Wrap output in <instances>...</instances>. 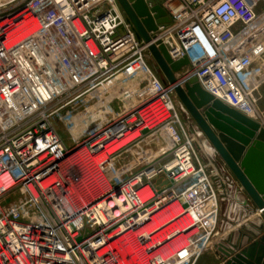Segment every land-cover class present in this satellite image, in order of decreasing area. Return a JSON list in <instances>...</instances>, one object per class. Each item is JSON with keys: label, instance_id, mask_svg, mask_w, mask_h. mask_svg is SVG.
Masks as SVG:
<instances>
[{"label": "built area", "instance_id": "1", "mask_svg": "<svg viewBox=\"0 0 264 264\" xmlns=\"http://www.w3.org/2000/svg\"><path fill=\"white\" fill-rule=\"evenodd\" d=\"M163 9L153 42L189 62L176 83L255 121L264 0ZM151 58L116 0H0V264H195L222 238L235 182L198 157Z\"/></svg>", "mask_w": 264, "mask_h": 264}, {"label": "water", "instance_id": "2", "mask_svg": "<svg viewBox=\"0 0 264 264\" xmlns=\"http://www.w3.org/2000/svg\"><path fill=\"white\" fill-rule=\"evenodd\" d=\"M116 1L136 37L147 45L164 81L174 85L178 101L198 128V140L211 146L247 199L260 212V217L222 237L215 246L217 254L225 264H264V177L255 174L254 168L248 166L251 150L259 146L252 139L258 132V137L264 141V131L255 121L202 90L195 79L189 80L183 87L176 83L175 74L189 64L187 58L173 61L166 48L160 42H153L154 37L151 35L157 31V25L169 22L164 11L163 16H158V7H151L146 0ZM247 199L242 204L249 205ZM252 212V208H249L243 218L252 216Z\"/></svg>", "mask_w": 264, "mask_h": 264}, {"label": "crops", "instance_id": "3", "mask_svg": "<svg viewBox=\"0 0 264 264\" xmlns=\"http://www.w3.org/2000/svg\"><path fill=\"white\" fill-rule=\"evenodd\" d=\"M264 62L263 61H258L255 62L251 67H250V72L252 73V79L254 84H256L257 78L253 76V74H256L259 72L260 69H262L263 66H261ZM262 82L259 83L261 85ZM256 86V85H255ZM261 100H264V96H259V98H256V108L258 111V117L255 120L256 123L260 125V129L264 131V106H261ZM188 124H190L191 128H195V123L193 122L192 119L188 121ZM196 130V134H197ZM258 132L256 133V136L252 141H257L259 143L258 148H253L251 150V155L248 160V166L253 167V171L255 174H259L264 177V146L262 145L264 143L263 138L258 137ZM248 147L246 148V150ZM220 164L225 168L226 173L231 177V179L235 182L234 189L232 190V198L228 199V202L226 201V204H224V216L223 219L221 220L220 228L222 227V237H225L227 234H229L232 231H235L239 228L240 225H237L236 222L239 220L240 224H246L250 220L260 217V214L257 212L256 208L254 205L247 199L246 194L244 193L243 190H240L238 192L239 184L235 180V178L232 176L230 171L227 169V167L224 165V163L220 160ZM236 195V197L234 196ZM247 199L249 202V205H244L242 202ZM249 208H252V216L250 217H244V213L247 212ZM244 219V220H243ZM235 220L234 224L232 221ZM233 224V226H232ZM232 226V227H231ZM220 259V264H225L223 263Z\"/></svg>", "mask_w": 264, "mask_h": 264}, {"label": "rangeland", "instance_id": "4", "mask_svg": "<svg viewBox=\"0 0 264 264\" xmlns=\"http://www.w3.org/2000/svg\"><path fill=\"white\" fill-rule=\"evenodd\" d=\"M148 5L152 6H157L158 7V16H163L165 10L163 9V0H146ZM164 11V12H163ZM166 14V12H165ZM164 14V16H166ZM259 61H263L264 62V54L259 58ZM148 64L150 65V67L157 73V75L163 79V75L161 73V71L159 70L158 66L156 65V63L154 62V60L148 59ZM263 66L262 69L259 70V72H257L256 74H253L254 77L257 78L256 80V88L255 90L252 92L253 96L255 98H259V96H264V63L261 65ZM262 82L261 85H259V83ZM180 103V102H179ZM115 104V103H113ZM261 106H264V100H261ZM114 108H117L116 105H114ZM183 118V117H182ZM197 128V127H196ZM198 131V128H197ZM58 132L61 135V137L63 138V140L65 141V145L67 147H70V143L67 140V136L63 133L62 130H60V128H58ZM195 134V148H196V153L198 155V157L200 159H202L203 161H210L213 165L214 163H217L220 165V158L214 154V151L211 149V146L207 143V142H200L196 136V132ZM158 145L159 144H154L153 141H147V144L142 147V152L145 153V156L148 157L150 155H152L154 152H156L158 150ZM135 153V151H134ZM137 163H130L131 167H135L137 166ZM216 165V164H215ZM159 179H156L155 181H158ZM226 201L228 202V200L222 201L221 202V212H220V216H219V223H218V230L220 229L219 232V238L222 236L221 233L223 232L222 227L220 228L221 224V220L223 219V214H224V204H226ZM235 220L232 221V223L234 224ZM232 224V226H233ZM231 226V227H232ZM216 243L218 244V242H220V240L218 241L216 239ZM224 263V262H223ZM195 264H220V255L217 254L216 248L215 246H213V248L211 250H208L203 256H201V258H199V260L195 263Z\"/></svg>", "mask_w": 264, "mask_h": 264}]
</instances>
